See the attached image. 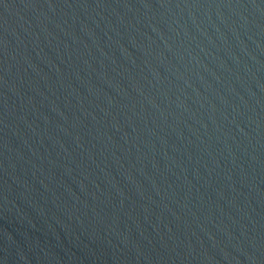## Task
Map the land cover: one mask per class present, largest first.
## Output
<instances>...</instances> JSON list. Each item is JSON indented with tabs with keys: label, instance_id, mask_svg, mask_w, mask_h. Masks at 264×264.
<instances>
[{
	"label": "water",
	"instance_id": "95a60500",
	"mask_svg": "<svg viewBox=\"0 0 264 264\" xmlns=\"http://www.w3.org/2000/svg\"><path fill=\"white\" fill-rule=\"evenodd\" d=\"M0 264H264V0H0Z\"/></svg>",
	"mask_w": 264,
	"mask_h": 264
}]
</instances>
